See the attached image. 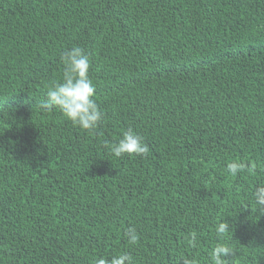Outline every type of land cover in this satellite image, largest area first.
Here are the masks:
<instances>
[{
    "label": "trees",
    "instance_id": "trees-1",
    "mask_svg": "<svg viewBox=\"0 0 264 264\" xmlns=\"http://www.w3.org/2000/svg\"><path fill=\"white\" fill-rule=\"evenodd\" d=\"M74 47L103 114L90 131L46 106ZM129 129L149 152L115 157ZM260 182L264 0H0V264H214L225 241L228 264H264Z\"/></svg>",
    "mask_w": 264,
    "mask_h": 264
},
{
    "label": "clouds",
    "instance_id": "clouds-1",
    "mask_svg": "<svg viewBox=\"0 0 264 264\" xmlns=\"http://www.w3.org/2000/svg\"><path fill=\"white\" fill-rule=\"evenodd\" d=\"M61 59L65 64L63 82L54 84L48 90L46 106L49 108L58 107L73 125L80 127L82 130H93L99 125L103 114L93 98L95 86L88 75L89 57L82 48L74 47ZM111 152L115 157H121L124 154L143 156L149 152V148L141 135L129 129L123 132L122 137L111 148ZM227 169L233 176L245 170L249 173H255L256 171L255 166H247L237 162L228 164ZM248 199L255 208V212L264 215V182L258 183L254 190L249 192ZM229 229V223L222 220L215 226V233L218 237L223 238L229 232ZM126 236L130 244H136L139 240V235L134 227L127 229ZM196 243L197 235L192 233L189 244L195 247ZM233 254V248L227 241L217 243L210 251V257L214 264H228V260L224 258L230 255L233 256ZM181 259L182 264H193V261ZM96 264H133V260L129 254L124 253L113 256L111 259L101 258Z\"/></svg>",
    "mask_w": 264,
    "mask_h": 264
}]
</instances>
